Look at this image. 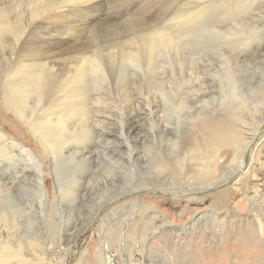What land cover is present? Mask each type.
<instances>
[{"label": "rangeland", "instance_id": "rangeland-1", "mask_svg": "<svg viewBox=\"0 0 264 264\" xmlns=\"http://www.w3.org/2000/svg\"><path fill=\"white\" fill-rule=\"evenodd\" d=\"M73 1L0 0V264H104L105 243L141 245L142 264H264V0H116L89 24ZM63 30L69 56L45 64ZM39 66L46 84L69 73L90 127L54 160L26 123L35 98L26 120L7 101ZM8 142L27 159L5 160Z\"/></svg>", "mask_w": 264, "mask_h": 264}, {"label": "bare ground", "instance_id": "bare-ground-1", "mask_svg": "<svg viewBox=\"0 0 264 264\" xmlns=\"http://www.w3.org/2000/svg\"><path fill=\"white\" fill-rule=\"evenodd\" d=\"M36 1V0H35ZM40 1L38 4H42L41 7V12H45L47 9V5L44 6V4H48L45 0H37ZM116 0H74L72 4L73 7H77L80 12L84 13V17H86L87 20V24L92 23V22H96V21H100V19L102 18L101 12L103 11L104 8H106L108 5H111L112 3L115 4ZM217 1V0H216ZM66 2V1H65ZM233 2V1H232ZM240 5V4H239ZM41 6V5H39ZM115 6V5H112ZM220 6V5H219ZM224 6V5H223ZM235 6V5H234ZM241 6V5H240ZM248 6V5H247ZM64 8H68L69 7V0L68 2L63 5ZM214 7V6H212ZM229 7V6H227ZM233 7V6H232ZM42 8H44V10H42ZM231 8V7H230ZM235 8V7H234ZM248 8V7H247ZM69 9V8H68ZM219 9V8H218ZM38 9L34 8L33 11L36 13ZM250 10V9H249ZM39 11V10H38ZM215 11V10H214ZM39 13V12H38ZM200 13V12H198ZM219 13V10H218ZM37 14V13H36ZM216 14V13H215ZM244 13H242L243 15ZM82 15V14H81ZM82 15V16H83ZM173 15V14H172ZM187 15V14H185ZM185 15H179L178 13H176L175 17L177 19H179L180 16V20L177 22L174 21L172 18L169 20L171 22H173L176 26L178 25H184V23L186 21H192V20H196L195 15H193L192 17L190 16V18L185 17ZM192 15V14H191ZM197 15V14H196ZM237 15V14H236ZM235 15V18L238 16ZM248 15V14H247ZM217 16V15H216ZM226 16V15H225ZM204 18V17H203ZM201 18V19H203ZM230 18V17H229ZM225 19V17H224ZM238 19V18H236ZM220 20V19H219ZM222 20V19H221ZM220 20V21H221ZM163 21V20H162ZM218 21V20H217ZM216 21V22H217ZM219 21V22H220ZM36 22V21H35ZM40 22V21H39ZM154 23L157 22L156 21H152ZM164 22V21H163ZM195 22V21H194ZM221 22H224L221 21ZM231 22V21H230ZM233 22V21H232ZM231 22V23H232ZM240 22V21H239ZM243 22V21H242ZM3 23L8 26L10 25V23L8 22V20H4ZM161 23V22H160ZM203 23V22H202ZM42 24V21L41 23ZM159 24V23H158ZM162 24V23H161ZM226 24V23H224ZM229 24V23H228ZM155 25V24H153ZM190 25V24H189ZM223 25V24H222ZM151 29H153L152 33H150L149 35H144V37H148L150 36L151 41V45H153V40H154V36L157 34L156 36H158V38H160V43L161 46H164L165 44L167 45V41L170 40V38H172V32L169 31L171 28L167 27V26H162L159 27L160 30L156 29V26H152L149 25ZM206 26V25H205ZM226 26V25H225ZM55 27V26H54ZM180 27V26H179ZM217 27V26H216ZM221 26H219L220 28ZM223 27V26H222ZM240 27V25H239ZM237 28V27H236ZM236 28H234V30H236ZM50 29V28H49ZM69 30V28H67ZM225 29V28H224ZM53 30V29H51ZM215 30V28L213 29ZM220 30V29H219ZM218 29L215 31H219ZM214 31V32H215ZM57 33L55 35H53V37L51 36L50 39H48L50 42L49 46H50V53H53L54 58L50 59L49 61H47L45 64H50V63H55L57 61V57H61L64 56L65 54L69 56V32L65 30L63 31H56ZM61 32H64V34H60ZM142 32V31H141ZM147 32V31H145ZM221 32V31H220ZM220 32H216V33H220ZM229 32V31H228ZM241 32V31H240ZM223 33V32H222ZM236 33V32H235ZM235 33L234 36H235ZM227 34V33H226ZM238 34V33H236ZM242 36V35H241ZM245 36V35H244ZM48 37V36H47ZM175 37V36H174ZM250 37V36H249ZM236 37H234L235 39ZM231 40V39H230ZM250 40V39H248ZM174 41V40H173ZM236 41V40H235ZM240 41V40H238ZM243 42V40H241ZM252 41V40H251ZM48 42V41H47ZM171 42V41H170ZM250 43V42H249ZM252 43V42H251ZM234 44V43H233ZM240 44V43H239ZM238 44V45H239ZM243 44V43H242ZM245 44V43H244ZM138 45V44H137ZM170 45V44H169ZM232 45V44H231ZM66 46V47H65ZM168 46V45H167ZM235 47V46H234ZM245 47V45H244ZM243 47V48H244ZM233 48V47H232ZM48 49V48H47ZM225 49V48H224ZM227 49V47H226ZM151 50H152V46H151ZM229 50V49H228ZM231 50V48H230ZM237 51V48L235 49ZM233 50V51H235ZM80 51V50H79ZM82 51V50H81ZM80 51V52H81ZM145 48L142 50L140 48H132V52L130 53V58L136 57L138 55L144 54ZM240 51V49H239ZM78 52V53H80ZM49 53V54H50ZM86 52L85 49L83 51V54L80 55L81 57H86L85 56ZM46 56V55H45ZM143 56V55H142ZM56 58V59H55ZM93 60V59H92ZM94 61V60H93ZM90 62V61H89ZM94 66L100 67V63H96L94 61L93 63ZM47 66V65H45ZM42 66L37 67L33 72L29 70H25V72L23 74H20L21 76H17V75H13L11 78V82H10V86H9V96L10 98H8V103L10 106L13 107V109L15 110V112L18 114V116H20L22 119H25V114H26V109L24 108V105L26 102H28V100L33 96L35 98V103L36 106H38V109H36V111L34 112V114H32L31 116V120H26V123L28 124V127L38 136V138L42 141V143L45 145V147L48 149V153H50V157L51 159L54 160V158H57V156L55 155L57 153V148L58 145L61 141V139H63L66 136H69L71 138H74V136L76 137V132L78 130H82V132L84 131V137L82 138L83 140L85 139L86 136V130L88 129V125L89 122L85 125L86 122V112L84 109V104L81 102L83 100H72L73 98V93H74V85L71 84L69 86V73L67 76H65L63 78L64 75H62V77L60 76V80L59 82H57V80H53L52 83L50 84H46L45 78L43 76V72L45 71L44 68H42ZM20 73V72H19ZM73 82V81H72ZM99 89V88H98ZM76 90V89H75ZM100 92V91H99ZM98 92V94H99ZM94 94L96 95V92H93L92 96H89L88 99L89 100H95L94 98ZM89 95V94H88ZM97 96V95H96ZM49 97V100L47 99ZM99 97V95H98ZM87 99V100H88ZM99 99V98H98ZM85 100V98H84ZM50 101V102H49ZM30 102V101H29ZM49 102V103H48ZM86 102V101H85ZM100 102V101H98ZM82 103V105H81ZM96 104V103H95ZM99 104V103H98ZM102 104V103H101ZM91 105V104H90ZM100 105V104H99ZM88 109V108H87ZM95 110V109H94ZM98 113V112H96ZM35 115V116H34ZM99 116V115H98ZM102 116V115H101ZM100 116V117H101ZM96 122H99V118L94 119ZM88 121V120H87ZM102 122V120L100 121ZM95 123V122H94ZM104 123V122H103ZM99 124V123H98ZM105 124V123H104ZM103 124H100L98 126L102 127ZM97 124H91V127L93 129H96V127H98ZM259 127V126H258ZM90 128V127H89ZM99 129V128H97ZM101 129V128H100ZM104 129V127H103ZM101 129V130H103ZM89 131V130H88ZM96 131V130H94ZM89 133V132H88ZM94 133V132H93ZM128 133V132H127ZM0 134L4 137L6 136L4 133L0 132ZM91 134V133H90ZM100 134V133H99ZM98 136V134H97ZM96 136V137H97ZM95 138V137H94ZM103 139V138H102ZM108 139V138H107ZM104 139V140H107ZM112 139V138H111ZM110 139V140H111ZM252 139V138H251ZM96 140V139H95ZM109 140V139H108ZM113 140V139H112ZM9 143V142H8ZM95 143V142H92ZM98 143V142H97ZM110 143V142H109ZM251 143V141H250ZM249 143V144H250ZM91 144V143H90ZM99 144V143H98ZM106 144V142H105ZM104 144V145H105ZM247 144V143H246ZM249 144L246 146V150L248 151V146ZM110 145V144H108ZM107 145V146H108ZM3 147H5V150L3 151V154L6 155V157L4 158L5 160L9 161L15 158V156H21V157H25L27 159V155L26 154V150L25 149H20L18 148L17 145L15 144H11L9 143L8 147H6L5 145H3ZM22 147V146H21ZM94 145L87 147L86 150L83 151L82 155L83 156H88L89 157H94L97 153H95L92 149H93ZM97 147V146H96ZM105 147V146H104ZM11 148H17L18 150L17 153L15 154V151H13V149L11 150ZM23 148V147H22ZM95 148V147H94ZM106 147L103 151H99L98 154H103L104 156H109V152L106 150ZM245 150V152H246ZM47 151V150H46ZM50 151V152H49ZM88 154V155H87ZM4 155V156H5ZM3 157V156H2ZM20 157V158H21ZM101 157V156H98ZM24 158V159H25ZM241 158V157H240ZM247 159H245L244 156H242L241 159V168H243V166L248 165L246 163V160L249 162H251V160L248 159V157H246ZM28 161V160H27ZM42 162V161H41ZM164 165V163H162ZM161 167V166H160ZM43 169V168H42ZM41 168H38V172H36L37 174V179L39 180L40 183L43 182L44 178L42 177V170ZM36 170V169H35ZM35 173V172H34ZM235 173V172H234ZM24 174V173H23ZM22 174V175H23ZM26 174V173H25ZM24 176V175H23ZM57 177V175H56ZM57 180L59 178H56ZM61 251H67V247H62ZM49 252V251H48ZM54 252V251H53ZM10 258V257H9ZM8 258V259H9ZM9 263V262H8ZM18 264H24L23 263H18ZM104 264H106V260H104Z\"/></svg>", "mask_w": 264, "mask_h": 264}, {"label": "built area", "instance_id": "built-area-1", "mask_svg": "<svg viewBox=\"0 0 264 264\" xmlns=\"http://www.w3.org/2000/svg\"><path fill=\"white\" fill-rule=\"evenodd\" d=\"M261 182L264 186V173ZM106 264H142V246L136 245L131 253L112 248L109 244L103 245Z\"/></svg>", "mask_w": 264, "mask_h": 264}, {"label": "water", "instance_id": "water-1", "mask_svg": "<svg viewBox=\"0 0 264 264\" xmlns=\"http://www.w3.org/2000/svg\"><path fill=\"white\" fill-rule=\"evenodd\" d=\"M249 154V153H248Z\"/></svg>", "mask_w": 264, "mask_h": 264}]
</instances>
